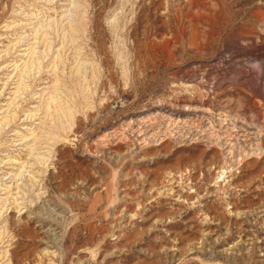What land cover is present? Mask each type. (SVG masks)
I'll return each instance as SVG.
<instances>
[{"label":"rangeland","instance_id":"rangeland-1","mask_svg":"<svg viewBox=\"0 0 264 264\" xmlns=\"http://www.w3.org/2000/svg\"><path fill=\"white\" fill-rule=\"evenodd\" d=\"M0 264H264V0H0Z\"/></svg>","mask_w":264,"mask_h":264}]
</instances>
